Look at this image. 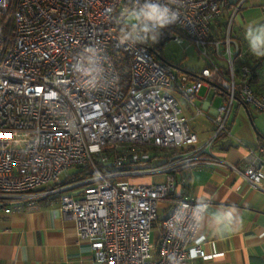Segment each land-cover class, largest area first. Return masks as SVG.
<instances>
[{
  "label": "built area",
  "instance_id": "2783aa9c",
  "mask_svg": "<svg viewBox=\"0 0 264 264\" xmlns=\"http://www.w3.org/2000/svg\"><path fill=\"white\" fill-rule=\"evenodd\" d=\"M242 1L184 0L161 35L190 40L205 64L179 73L157 57L158 41L120 43L139 0H0V208L16 194L32 205L57 197L95 264H193L216 255L199 232L207 202L174 196L175 173L222 163L264 191V144L247 146L243 167L214 151L230 135L234 100L264 111V94L231 49ZM225 9L218 38L214 23ZM221 44L225 67L214 57ZM202 85L225 98L198 144L169 90L193 105ZM76 172L82 176L71 179ZM130 175L165 179L131 183Z\"/></svg>",
  "mask_w": 264,
  "mask_h": 264
},
{
  "label": "crops",
  "instance_id": "0c3cea01",
  "mask_svg": "<svg viewBox=\"0 0 264 264\" xmlns=\"http://www.w3.org/2000/svg\"><path fill=\"white\" fill-rule=\"evenodd\" d=\"M230 4L237 0H229ZM228 4V5H230ZM221 19L223 33L229 12ZM264 23V0H243L231 21V49L236 52L235 66L249 67V82L253 89L264 94V58L253 56L244 38L249 24ZM223 33L213 34L221 38ZM220 36V37H219ZM225 45L219 48L215 61L225 67ZM160 55L163 58V55ZM164 59V58H163ZM176 72H193L172 61ZM244 62V63H242ZM176 98L188 128L196 135L197 143L204 142L213 129L216 108L225 98L224 93L209 85H202L193 105L178 92L169 90ZM182 97L184 101L180 100ZM249 104L234 100L227 122L230 135L214 146L215 154L227 163L239 167L249 145L264 144L261 130H232L240 110L251 119ZM242 112V113H244ZM164 175L149 177L162 181ZM128 180V179H127ZM129 181V180H128ZM174 196L195 198L207 202L201 218L200 234L206 238L204 248L208 259L196 258L193 264H264V191L250 187L225 164H199L175 173ZM130 182V181H129ZM230 212L222 221V214ZM0 264H95L89 242L77 235L73 220L64 214L58 198L41 199L36 204L21 194L11 195L0 208Z\"/></svg>",
  "mask_w": 264,
  "mask_h": 264
},
{
  "label": "clouds",
  "instance_id": "9594fccd",
  "mask_svg": "<svg viewBox=\"0 0 264 264\" xmlns=\"http://www.w3.org/2000/svg\"><path fill=\"white\" fill-rule=\"evenodd\" d=\"M184 0H139V7L133 10L131 22L125 30L126 39H120L122 44H147L158 41L162 29L176 23L180 18L179 9ZM132 24L135 32H132ZM249 52L257 57L264 58V23L249 24L244 35ZM95 51L86 47L85 51ZM93 59V57H89ZM231 213L222 214V223Z\"/></svg>",
  "mask_w": 264,
  "mask_h": 264
},
{
  "label": "rangeland",
  "instance_id": "374dc122",
  "mask_svg": "<svg viewBox=\"0 0 264 264\" xmlns=\"http://www.w3.org/2000/svg\"><path fill=\"white\" fill-rule=\"evenodd\" d=\"M224 15V14H223ZM131 16L129 15L125 18V22L129 23L131 22ZM224 19L222 16L220 18ZM218 24V25H216ZM220 23H214V33H223V28ZM225 33L221 35V38L225 36ZM172 36V35H170ZM217 36V35H216ZM220 37V36H219ZM161 54L163 55L164 59H167L168 61H172L178 66L182 65V67L186 69H192V70H200L204 64V57L201 55V53L197 50L195 45L188 39H185L182 43H177L173 38L167 39L164 44L160 46ZM180 100L184 101L183 98L180 96ZM188 103V102H187ZM251 110V119L248 117L247 113L242 111V109L239 111L240 113L236 115L232 130H261L264 128V111H260L256 109L255 107H250ZM244 112V113H242ZM70 173L74 172L73 169L69 170ZM128 180L131 183H148L149 182V176L146 175H130L128 177ZM156 236L155 228L152 229L151 232V239L152 242H154Z\"/></svg>",
  "mask_w": 264,
  "mask_h": 264
},
{
  "label": "trees",
  "instance_id": "16d2710c",
  "mask_svg": "<svg viewBox=\"0 0 264 264\" xmlns=\"http://www.w3.org/2000/svg\"><path fill=\"white\" fill-rule=\"evenodd\" d=\"M216 22H217V23H220L221 21H220V19H217ZM216 22H215V23H216ZM216 25H218V24H216ZM220 25H223V24L220 23ZM218 32H219V31H218ZM156 45H157V46H156V50L159 51L160 48H161V47H160L161 45L159 44V42H158V44H156ZM242 63H244V62H242ZM221 92L224 93L223 91H221ZM224 95H225V93H224ZM71 176H72L71 179H77V178H80V177L82 176V173H81V172H76V173L72 174Z\"/></svg>",
  "mask_w": 264,
  "mask_h": 264
},
{
  "label": "water",
  "instance_id": "95a60500",
  "mask_svg": "<svg viewBox=\"0 0 264 264\" xmlns=\"http://www.w3.org/2000/svg\"><path fill=\"white\" fill-rule=\"evenodd\" d=\"M170 38H172V36L167 35V34H162V35L159 37L158 42H159L160 45H162V44H164V42H165L167 39H170ZM155 53H156L157 57L161 58V56H160L157 52H155ZM170 65H171L172 67H174L173 64H170Z\"/></svg>",
  "mask_w": 264,
  "mask_h": 264
}]
</instances>
